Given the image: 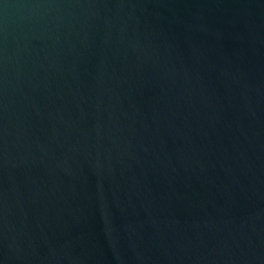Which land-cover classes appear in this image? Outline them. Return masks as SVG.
I'll use <instances>...</instances> for the list:
<instances>
[{"label": "water", "instance_id": "water-1", "mask_svg": "<svg viewBox=\"0 0 264 264\" xmlns=\"http://www.w3.org/2000/svg\"><path fill=\"white\" fill-rule=\"evenodd\" d=\"M0 264H264V0H0Z\"/></svg>", "mask_w": 264, "mask_h": 264}]
</instances>
